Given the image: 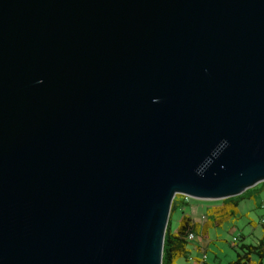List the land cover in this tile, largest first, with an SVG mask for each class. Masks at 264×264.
Listing matches in <instances>:
<instances>
[{
    "label": "water",
    "instance_id": "water-1",
    "mask_svg": "<svg viewBox=\"0 0 264 264\" xmlns=\"http://www.w3.org/2000/svg\"><path fill=\"white\" fill-rule=\"evenodd\" d=\"M260 182L264 0H0V264H162Z\"/></svg>",
    "mask_w": 264,
    "mask_h": 264
},
{
    "label": "rangeland",
    "instance_id": "rangeland-1",
    "mask_svg": "<svg viewBox=\"0 0 264 264\" xmlns=\"http://www.w3.org/2000/svg\"><path fill=\"white\" fill-rule=\"evenodd\" d=\"M261 184L264 185V182L257 185L260 186ZM187 201V205L178 207L170 213L169 231L171 233L176 232L182 215L189 214L195 221L202 222L204 210L217 202L192 198H188ZM261 202L264 205V190L254 199L241 202L239 214L222 220L220 225L209 229L211 237L207 252V262L209 264L214 261V257H217L218 264H227L234 261L236 253L241 254L238 247L243 241L254 245L258 240L263 239L264 243V232L261 226V224H264V206ZM252 224H256V226L252 227ZM201 240L202 238H200ZM254 258L256 259L255 255ZM177 262L183 264V259H179ZM261 262L264 264V258Z\"/></svg>",
    "mask_w": 264,
    "mask_h": 264
},
{
    "label": "trees",
    "instance_id": "trees-1",
    "mask_svg": "<svg viewBox=\"0 0 264 264\" xmlns=\"http://www.w3.org/2000/svg\"><path fill=\"white\" fill-rule=\"evenodd\" d=\"M263 190V184L260 186L256 185L245 190L238 196L218 200L204 210V220L199 223H197L189 214H184L181 217L175 233L169 231L168 220L164 236L162 264H175L179 259H183L185 262L189 256L188 247L191 246L192 243H198L196 240H188L190 234L203 239L207 230L220 225L222 220H226L239 214V205L241 202L254 199ZM187 202L185 196L175 195L171 203L170 213L178 207L187 205ZM261 226L264 230V224H261ZM238 248L241 250V254L236 253V259L227 264H260L261 260L264 258L263 239L258 240L254 245H239ZM254 255L256 259L254 258Z\"/></svg>",
    "mask_w": 264,
    "mask_h": 264
},
{
    "label": "crops",
    "instance_id": "crops-1",
    "mask_svg": "<svg viewBox=\"0 0 264 264\" xmlns=\"http://www.w3.org/2000/svg\"><path fill=\"white\" fill-rule=\"evenodd\" d=\"M261 204L262 206H264L262 202ZM196 222L199 223V221ZM253 226H256V224H252V227ZM210 239H211L210 232L209 230H207L205 237L201 241H198V243H192L191 246L188 247L189 256L187 260H185V262L183 261V264H209L207 262V252H208V246L211 243ZM240 245L246 246L248 245V243L243 241ZM175 264H178V262H176ZM211 264H218L217 257H214V261ZM260 264H262V262Z\"/></svg>",
    "mask_w": 264,
    "mask_h": 264
},
{
    "label": "built area",
    "instance_id": "built-area-1",
    "mask_svg": "<svg viewBox=\"0 0 264 264\" xmlns=\"http://www.w3.org/2000/svg\"><path fill=\"white\" fill-rule=\"evenodd\" d=\"M185 198H187V200H188L189 197L185 196ZM202 220H204V217L203 216H202ZM188 240H190V241H193V240L200 241V237H196V236L190 234L188 236ZM234 241H235V239H234Z\"/></svg>",
    "mask_w": 264,
    "mask_h": 264
},
{
    "label": "clouds",
    "instance_id": "clouds-1",
    "mask_svg": "<svg viewBox=\"0 0 264 264\" xmlns=\"http://www.w3.org/2000/svg\"><path fill=\"white\" fill-rule=\"evenodd\" d=\"M39 82V81H38Z\"/></svg>",
    "mask_w": 264,
    "mask_h": 264
}]
</instances>
